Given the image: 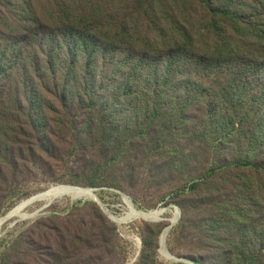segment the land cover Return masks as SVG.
Masks as SVG:
<instances>
[{"label": "trees", "instance_id": "obj_1", "mask_svg": "<svg viewBox=\"0 0 264 264\" xmlns=\"http://www.w3.org/2000/svg\"><path fill=\"white\" fill-rule=\"evenodd\" d=\"M9 1L0 79L38 104L28 112L37 141L51 136L44 121L54 135L105 131L93 118L101 100L148 101L146 126L162 118L170 131L205 137L211 166L190 188L226 181L208 202L218 264H264V0H193L179 20H160L163 6L150 0L132 9L136 22L68 5L48 7L49 20L31 0ZM46 89L60 106L49 108L54 118Z\"/></svg>", "mask_w": 264, "mask_h": 264}, {"label": "rangeland", "instance_id": "obj_2", "mask_svg": "<svg viewBox=\"0 0 264 264\" xmlns=\"http://www.w3.org/2000/svg\"><path fill=\"white\" fill-rule=\"evenodd\" d=\"M31 1L49 20L48 7L68 5L80 12L97 9L101 19L136 22L139 19L131 16L132 9L150 0ZM157 2L163 6L158 10L160 20L169 19L173 12H178L179 20L196 7L193 0ZM11 8V1L0 0V29L7 30L6 22H13L8 16ZM14 83L13 78L0 79V221L22 200L57 184L95 188L102 205L65 198L55 200L33 219L5 221L0 264L219 263L214 257V212L208 202L215 196L211 188H223L226 181L218 176L197 189L190 188L211 166L204 136L191 140L184 133L170 131L162 118L149 122L148 127L143 112L148 101L128 98L96 104L93 118L103 123L105 131L98 126L76 136L57 129L54 135L51 131L56 124L44 121L51 136L44 135L39 142L28 124V112L38 104L24 100ZM42 92L49 97L42 106L54 118L49 108L60 106L47 89ZM123 194L137 209H161L160 218L131 216L114 222L110 215L120 217L127 211ZM175 212L178 219L169 228L165 244L179 261L160 253L162 232Z\"/></svg>", "mask_w": 264, "mask_h": 264}, {"label": "bare ground", "instance_id": "obj_3", "mask_svg": "<svg viewBox=\"0 0 264 264\" xmlns=\"http://www.w3.org/2000/svg\"><path fill=\"white\" fill-rule=\"evenodd\" d=\"M60 185H62V184L53 185V186L49 187L47 190L38 193L36 201L31 205L29 204L28 206H25L24 203H22V202H25L27 199L20 202L15 207L14 211H13V209H14L13 208L9 212V213L14 214V216L11 218L13 219V218H18V217H20V218L29 217L33 213L40 212V211L42 212L45 209H47L48 207H45L47 203H49L53 200H60V199H65V198H68L72 202L77 201V200H84V199L96 200L99 204L102 205V203L100 202L98 195L96 193H95V195L94 194L92 195L89 192L81 193L78 191H64L63 187ZM122 200L125 203V206L127 207L126 213L124 215H120V217L110 215L112 217L113 221L116 223L124 222V219L131 217V216H135V217H139V218H143V219H149V220H156V219L160 218V215L162 212L161 209L141 210V209L135 208L134 205L132 204V202H130L126 199H122ZM35 205H39V207L33 211H30L29 207L35 206ZM175 216H176V212H175L174 217L171 220H173L175 218ZM11 218L6 219V216L2 218V220L0 221V231L1 232H2V226H3L4 222L11 219ZM160 251H161V255L163 257H165L168 260L170 259L168 254L166 253L164 247L161 246Z\"/></svg>", "mask_w": 264, "mask_h": 264}, {"label": "water", "instance_id": "obj_4", "mask_svg": "<svg viewBox=\"0 0 264 264\" xmlns=\"http://www.w3.org/2000/svg\"><path fill=\"white\" fill-rule=\"evenodd\" d=\"M60 186L63 187L64 191H78V192H81V193L89 192L92 195L93 194L95 195V191H96V189L95 188H92V187H82V186H75V185H69V184H62ZM37 195L38 194H35V195L27 198V200L25 202H22L23 200L21 202L24 203L25 206H28L29 204L31 205V204H33L36 201ZM122 199H126V200L132 202L124 194L122 195ZM85 200L86 199H84L83 201H85ZM54 201L55 200L47 203L45 207H49ZM94 201H96V200H94ZM14 210H15V208L13 209V211ZM105 211H107V210H105ZM40 213H41V211L40 212L33 213L31 216L26 217V218H20V217H18L17 219H15L14 223H16L18 221H21V220L33 219L36 216H38ZM13 216H14L13 213H9L8 215H6V219L11 218ZM128 218H130V217H128ZM128 218H126V219H128ZM111 219H112V217H111ZM126 219H124V220H126ZM177 219H178V215L176 214L175 218L173 220H171V224L164 229V232L162 233V236H161V246L164 247L166 253L168 254V256L170 258L169 260H171V261H179V260L176 257H174L173 255L170 254V252L168 251V249L166 247L165 242H166V236H167V233L169 231V228L171 227L172 224H174L177 221ZM1 236H2V232L0 231V238H1ZM160 253H161V251H160ZM189 264H192V262H189Z\"/></svg>", "mask_w": 264, "mask_h": 264}]
</instances>
